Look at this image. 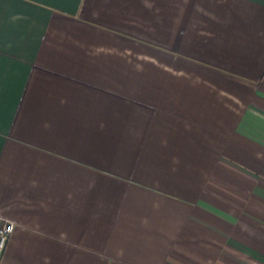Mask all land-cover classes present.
Wrapping results in <instances>:
<instances>
[{"label":"crops","instance_id":"1","mask_svg":"<svg viewBox=\"0 0 264 264\" xmlns=\"http://www.w3.org/2000/svg\"><path fill=\"white\" fill-rule=\"evenodd\" d=\"M0 264H264V0H0Z\"/></svg>","mask_w":264,"mask_h":264},{"label":"built area","instance_id":"2","mask_svg":"<svg viewBox=\"0 0 264 264\" xmlns=\"http://www.w3.org/2000/svg\"><path fill=\"white\" fill-rule=\"evenodd\" d=\"M13 227L11 220L0 217V257Z\"/></svg>","mask_w":264,"mask_h":264}]
</instances>
